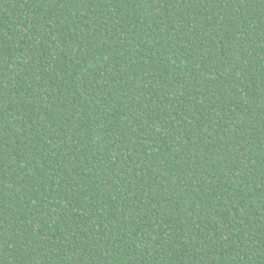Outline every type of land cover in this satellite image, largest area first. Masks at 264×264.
Segmentation results:
<instances>
[{
  "label": "trees",
  "instance_id": "obj_1",
  "mask_svg": "<svg viewBox=\"0 0 264 264\" xmlns=\"http://www.w3.org/2000/svg\"><path fill=\"white\" fill-rule=\"evenodd\" d=\"M0 264H264V0H0Z\"/></svg>",
  "mask_w": 264,
  "mask_h": 264
}]
</instances>
